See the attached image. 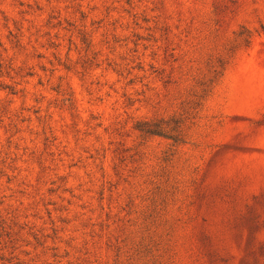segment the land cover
Returning a JSON list of instances; mask_svg holds the SVG:
<instances>
[{
	"label": "rangeland",
	"instance_id": "obj_1",
	"mask_svg": "<svg viewBox=\"0 0 264 264\" xmlns=\"http://www.w3.org/2000/svg\"><path fill=\"white\" fill-rule=\"evenodd\" d=\"M0 264H264V0H0Z\"/></svg>",
	"mask_w": 264,
	"mask_h": 264
},
{
	"label": "trees",
	"instance_id": "obj_2",
	"mask_svg": "<svg viewBox=\"0 0 264 264\" xmlns=\"http://www.w3.org/2000/svg\"><path fill=\"white\" fill-rule=\"evenodd\" d=\"M150 124H148V123H146V128L145 129H141V131L142 132H145V133H147V134H151V132H150Z\"/></svg>",
	"mask_w": 264,
	"mask_h": 264
}]
</instances>
